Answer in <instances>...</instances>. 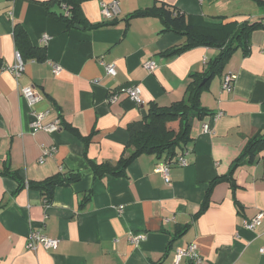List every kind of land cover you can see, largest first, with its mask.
I'll return each instance as SVG.
<instances>
[{
  "label": "crops",
  "instance_id": "1",
  "mask_svg": "<svg viewBox=\"0 0 264 264\" xmlns=\"http://www.w3.org/2000/svg\"><path fill=\"white\" fill-rule=\"evenodd\" d=\"M108 1L78 0L79 20L68 25L56 17L66 13L61 0H0V264H174L176 251L191 243L205 264H264V217L255 230L244 226L264 214V150L252 160L242 157L249 142L264 135V29L252 33L249 52H234L202 93L201 105L213 115L194 123L187 165H172L170 185L155 171V155L138 157L122 177L97 178L89 168L90 161L116 164L129 141L128 124L153 104L184 100L190 75L220 52L201 46L168 58L185 38L162 32L157 16L130 19L134 13L165 3L193 23L228 24L262 19L264 6L253 0H118L120 13L108 21L101 13ZM16 23L47 54L43 62L27 60L19 78L10 71L17 61ZM100 61L114 64L117 75H108ZM150 61L153 71L145 68ZM53 65L61 67L58 74ZM229 73L237 80L225 93ZM27 87L41 96L32 109L22 96ZM127 87L139 90L142 104L122 93ZM35 113L57 129L35 130ZM53 147L55 153L43 157ZM70 172L81 179L57 188L50 205L28 187ZM36 230L58 240L57 247L27 249ZM129 233L145 240L134 245Z\"/></svg>",
  "mask_w": 264,
  "mask_h": 264
},
{
  "label": "trees",
  "instance_id": "2",
  "mask_svg": "<svg viewBox=\"0 0 264 264\" xmlns=\"http://www.w3.org/2000/svg\"><path fill=\"white\" fill-rule=\"evenodd\" d=\"M253 1L264 6L262 0ZM61 2L66 6V13L56 15V17L68 25L78 22L80 17L78 0H61ZM138 16H157L164 24L162 32H173L185 38L182 45L165 53L168 58H173L187 50L201 46L217 48L220 52L216 58L206 64L203 72L190 75L184 100L174 102L170 106L153 104L144 118L128 124L129 141L116 164L89 162V168L97 178L106 175L125 176L131 163L144 154L155 155L158 159L164 158L170 164L176 162L178 157L183 156L193 144L191 129L194 123L213 115L201 105L202 93L210 88L212 81L217 76L221 75L234 52L238 49L244 50L246 54L249 52L248 45L252 33L258 29H264V18L253 22L228 24L193 23L179 8L165 3H157L152 8L138 11L130 19ZM13 36L17 52L20 53L24 62L27 60L43 62L47 59L46 48L35 47L20 23L15 24ZM65 127L77 133L71 126L66 125ZM83 139L87 145L91 142V136ZM263 150L264 135H259L249 142L242 157H248L249 160H252ZM7 174L16 180L20 187L27 186L18 173L8 172ZM81 177L80 172L59 173L45 181L29 183L28 187L40 191L46 205H50L57 188L70 186L78 182ZM208 205L209 193L202 203V211ZM2 207L0 205V209Z\"/></svg>",
  "mask_w": 264,
  "mask_h": 264
},
{
  "label": "built area",
  "instance_id": "3",
  "mask_svg": "<svg viewBox=\"0 0 264 264\" xmlns=\"http://www.w3.org/2000/svg\"><path fill=\"white\" fill-rule=\"evenodd\" d=\"M101 13L107 19L108 21H114L115 18L120 13V3L118 0H110L108 2H105L102 4L101 7ZM46 37H43V42H47ZM16 65L10 69V71L15 75V77L19 78L22 75V72L24 70L25 62L20 55V53H16ZM101 65L105 68L106 72L110 76H116L117 71L114 64H107L104 61H100ZM145 68L149 71H153L156 68V63L153 61H150L145 65ZM61 70V67L58 65H53V72L55 74H58ZM237 80V76L233 73H229L224 76L223 83H222V91L225 93H231L234 89L235 81ZM122 93L126 95L128 98L133 99L136 103L142 104V100L139 96V90L134 87H127L122 90ZM22 96L27 100L30 108L32 109L34 105L41 100V96L33 87H27L22 90ZM117 93L113 95V98H117ZM34 115V121H33V128L35 130H43V131H54L56 130V126H47L45 127L43 125V120L45 115L44 114H38L35 113ZM221 115H217L215 119L220 117ZM209 126L205 125L204 130L208 131ZM55 148H49L45 149L43 151V157L50 156L53 153H55ZM43 162V158L41 159V163ZM172 165H178V166H186L187 161L185 160V156L178 157L176 162L169 163L166 159L162 158L160 159L159 163L156 166L155 171L163 177L166 184L170 185L171 178H170V171ZM264 214L260 213L257 215L254 219L251 221H245L244 226L249 230H255L257 227H259L262 223ZM128 240L134 244L138 245L142 241L145 240V235L142 233H129ZM59 241L56 239L49 238L47 235L43 234L42 231H33L30 233L26 247L29 250H36L39 247H43L44 249H52L57 247ZM260 254L262 257H264V247L260 249ZM187 260L188 264H205V260L201 256V253L198 249L197 244L191 243L186 248L178 249L174 255V264H181L183 260Z\"/></svg>",
  "mask_w": 264,
  "mask_h": 264
},
{
  "label": "rangeland",
  "instance_id": "4",
  "mask_svg": "<svg viewBox=\"0 0 264 264\" xmlns=\"http://www.w3.org/2000/svg\"><path fill=\"white\" fill-rule=\"evenodd\" d=\"M250 1H252V0H250ZM262 2H264L263 0H262ZM250 3H253V2H250ZM262 10H263V12H264V8H262ZM264 14V13H263ZM263 22H264V19H263ZM230 30H232V29H230ZM219 76H217V78H218Z\"/></svg>",
  "mask_w": 264,
  "mask_h": 264
},
{
  "label": "water",
  "instance_id": "5",
  "mask_svg": "<svg viewBox=\"0 0 264 264\" xmlns=\"http://www.w3.org/2000/svg\"><path fill=\"white\" fill-rule=\"evenodd\" d=\"M77 27H80V26H77ZM82 29V27H80Z\"/></svg>",
  "mask_w": 264,
  "mask_h": 264
}]
</instances>
